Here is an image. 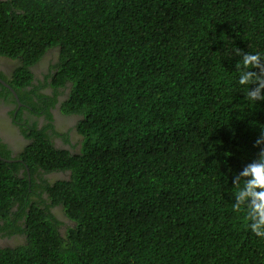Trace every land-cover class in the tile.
Instances as JSON below:
<instances>
[{
  "label": "trees",
  "instance_id": "16d2710c",
  "mask_svg": "<svg viewBox=\"0 0 264 264\" xmlns=\"http://www.w3.org/2000/svg\"><path fill=\"white\" fill-rule=\"evenodd\" d=\"M54 47L82 147L56 148L34 123L22 160L0 149V234L25 236L0 264H264L227 191L264 127L234 52H264V0H0L14 88ZM34 91L21 90L37 110ZM57 170L67 179L44 176Z\"/></svg>",
  "mask_w": 264,
  "mask_h": 264
},
{
  "label": "flooded vegetation",
  "instance_id": "af4514ba",
  "mask_svg": "<svg viewBox=\"0 0 264 264\" xmlns=\"http://www.w3.org/2000/svg\"><path fill=\"white\" fill-rule=\"evenodd\" d=\"M59 61V50L54 47L44 52L37 62L29 66L33 78L31 83L26 87H22L21 90H35L29 93L32 96L30 101L38 102L35 103L40 109L35 110L30 103H26L23 92L21 90L19 92L8 81L12 79L11 77L14 75L16 68L22 64L21 59L0 54V72L2 73L0 74V149L4 151L6 147L10 150L11 156V158H5V160L11 162L22 160L20 155L25 151L26 146L33 141V138L26 134L31 133L34 123H36L37 129L50 135L51 142L58 149H66L71 153H77L82 147V143H78L79 138L83 139L77 127L79 116L66 114L62 111V104L69 96V83L67 82L65 86L58 87L53 85L55 75L59 69ZM55 91H59L57 102L51 104L47 102V97H53L57 94ZM20 93L23 97L20 96ZM42 93L47 101L42 99L43 97L40 99L39 96L41 95L39 94ZM47 110L52 114L51 119L47 117ZM69 127H71L70 131L63 133L62 129ZM22 171L23 168L20 169V172ZM69 173V170H57L44 172V176L53 182L57 179L66 180ZM44 195L46 196V194ZM56 210L61 212L58 206L54 207V211ZM0 236L2 235L0 234ZM23 239H25V236L18 233L12 234L6 240L10 245H14Z\"/></svg>",
  "mask_w": 264,
  "mask_h": 264
},
{
  "label": "clouds",
  "instance_id": "9594fccd",
  "mask_svg": "<svg viewBox=\"0 0 264 264\" xmlns=\"http://www.w3.org/2000/svg\"><path fill=\"white\" fill-rule=\"evenodd\" d=\"M234 52L239 57L235 63V83L241 86L243 98L249 104L264 101V52L244 51L240 47ZM253 147L256 153L238 169L228 165L231 186L227 191L232 212L242 214L241 227L264 241V127L259 126ZM7 238L10 237L5 234L0 236V248L11 246L5 245Z\"/></svg>",
  "mask_w": 264,
  "mask_h": 264
},
{
  "label": "rangeland",
  "instance_id": "374dc122",
  "mask_svg": "<svg viewBox=\"0 0 264 264\" xmlns=\"http://www.w3.org/2000/svg\"><path fill=\"white\" fill-rule=\"evenodd\" d=\"M9 82H12L13 80H8ZM70 129H71V127H69V128H65V129H62L63 130V133H67V131H70ZM78 143H81V139L79 138V142ZM58 215H60V212H58ZM60 217H63V216H61L60 215Z\"/></svg>",
  "mask_w": 264,
  "mask_h": 264
},
{
  "label": "water",
  "instance_id": "95a60500",
  "mask_svg": "<svg viewBox=\"0 0 264 264\" xmlns=\"http://www.w3.org/2000/svg\"><path fill=\"white\" fill-rule=\"evenodd\" d=\"M9 244L8 242H5V245ZM0 246H3V240L0 239Z\"/></svg>",
  "mask_w": 264,
  "mask_h": 264
}]
</instances>
